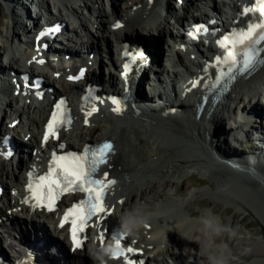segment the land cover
<instances>
[{"label": "bare ground", "instance_id": "1", "mask_svg": "<svg viewBox=\"0 0 264 264\" xmlns=\"http://www.w3.org/2000/svg\"><path fill=\"white\" fill-rule=\"evenodd\" d=\"M40 1L43 5H45L46 1H50L56 6L54 8L56 16L50 17L52 20L66 22L68 14L75 15L79 19V27L85 33V37H87V41L86 38L80 40L82 42L81 46L87 53L93 52L97 54L100 51L99 45L104 46L103 55L105 57H102V59L105 58L106 62L100 61L98 68L95 69L94 67L91 74L88 71V80L95 79L94 72L97 69H103L104 66L105 76L110 86L114 88L118 84L120 66L117 65L116 57L119 51L115 46H111L110 43L106 45L107 39L110 37L119 42H125L129 38L139 39L140 41H144V38H147L152 39L156 43L159 39L163 38V47L166 46V49L162 47L163 55L159 56L158 71L160 74L167 75L165 84L169 80L171 86L174 85L176 88L178 85L180 87L184 82H177L176 80L178 76L182 77L181 75H191V80L196 79V76L190 74L185 67L189 69L194 66L197 67L200 64L192 60L179 48L175 49L179 50L181 54H176L173 47L167 44L168 41H171L169 39H184L178 32L177 27L180 26L179 22L182 23L186 19V15L183 19H176L177 27H173L170 24L173 19L175 20L173 16H176V14L173 12L174 7L171 6L169 0H167L166 13L168 17L166 20L158 15L156 10V6L160 0H108L112 7L111 16H108L107 12L103 9L107 3L106 0ZM7 4L10 7L13 5L11 3ZM16 5L18 6L19 4L17 3ZM182 5H184L183 10L187 8L184 3ZM174 10L178 11L175 8ZM186 10L189 11V7ZM123 11L134 12V16L132 18H125ZM194 11L198 12L200 17L202 16V13L200 14L198 9H194ZM184 12L186 11L184 10ZM0 14L3 16L1 9ZM88 17L95 18L92 25L93 32L88 30ZM147 19L156 21V25L147 24L145 22ZM115 20L124 21L125 25L122 30L117 32L111 30L112 23ZM66 26L70 27L69 25ZM10 27L12 28L10 32L0 31V34L6 37L2 45H7L6 49L3 47L1 50L3 57L0 55V61L4 63V67L8 68L7 70H13L14 68L22 69L27 73L45 79L46 84L50 86L58 84L59 87L60 85L63 87L65 92L77 91L80 84L77 86L74 81L70 82L68 81L69 78H66L69 71L75 70L74 66L68 69H65L62 65L53 67L51 68L52 73L49 74L48 71L37 66L36 62L39 59L38 52H21L9 43L8 36H12L13 40L19 38V30L22 27L21 23L16 19L15 13L11 14ZM25 32L31 33L28 29ZM18 44L20 48H23V41L21 39H18ZM153 46L156 48L155 43H153ZM159 49L156 48V53L159 52ZM207 50L209 52L213 51V46L208 44ZM68 53L73 55V52L69 51ZM164 54L168 56L165 57ZM201 57L204 58L198 55V58L201 59ZM172 58L181 63L184 71L181 72L179 70L178 65H175V62L171 61ZM104 64H108V67H105L106 65ZM3 82L0 80V94L2 95L0 98V119H3L5 116V110L12 113L13 118L8 119L6 115L5 119L7 122L4 124L0 122V132L3 135L11 132L14 136L21 137L31 131V148H34L36 153H39L41 148L50 150L57 140L68 147L82 146L89 141L90 143H99L107 139L114 142L115 155L111 157L110 162L100 171V175L103 176V173L107 172L108 177H115L118 180L117 185L111 191L105 203L112 214L100 226L93 227L87 232V235L90 236L91 231L93 232L96 229L94 232L96 233L97 244L98 231H103L105 227L111 229L115 224L121 225V217L128 210L134 206L143 205L146 214L150 217V221L141 230L138 237L129 235L128 237L130 241H136V245L144 249L148 261L160 257H169L175 261V264H207V260L200 255L199 245L192 240L183 239L177 232V229L184 231L191 230L195 227V223L188 224V222H195L201 216L196 218V214L188 211L187 217L184 218L183 215L181 217L182 204L179 203V189L177 188H183L182 190L186 192L188 189L200 184V182H196L190 178L188 179V183L186 181L187 184L182 182L183 175L191 170L199 173L208 172L213 179L212 183L208 185V190L226 195L228 202L240 210H245L246 207L240 202L235 201V195L232 194L231 190L239 186V184L246 182L250 176L245 173L233 176L231 174L233 170L221 168L219 164L233 168H235V164L248 165L259 176L264 178V127L259 125L256 118L253 119L254 123H247L242 118L243 116H241V112L245 111V108H252L253 105L256 106L258 102H261L259 100H264V63L257 73L252 74L245 81L241 80L235 86L236 91L238 90V92L235 91L237 97L240 98L241 95H244L248 99L246 100L248 102L244 101L243 104L239 99L233 100L231 109L224 106L221 109V113H219L220 107H210L198 120L193 110L194 105L191 104L193 97L189 96L188 90L185 92L186 98L184 100L176 98L177 95H175V104H172L169 101V98H171L169 94H172L173 90L168 88L170 93L167 94L166 91L163 93L166 103L156 109L154 106L145 110L137 108L138 113L132 110L129 114L126 111V113L119 111L109 114L106 112V107L101 104H95L94 107H97L98 110L90 116L82 115L77 109L74 114L75 122L71 129L64 130V132L58 134V139H55L53 142L49 139L47 143L43 142L42 135L43 119L48 109V105L45 104V97L42 102L37 103L34 100L14 97ZM101 82L103 85V79ZM19 87L21 89L20 85ZM146 94L143 90L142 96L145 99ZM260 96L261 98L258 99ZM160 100H163V98ZM177 108L181 109V114L180 112H176ZM172 109H175V112L171 113ZM233 109L235 113L231 111ZM252 109L259 115V108L254 107ZM92 110V108L88 107L86 113L92 112ZM209 112H211L210 115L206 117V114ZM226 114H228L226 118L228 128L221 127L222 123L220 122L223 121L221 119ZM17 120L18 122L20 121L18 126L12 129L11 123ZM131 121H135V123L132 124ZM105 123H108L110 129L104 126L106 125ZM24 124L28 125V129L30 128L28 131L22 130L26 127ZM34 130L37 133H34ZM241 132H244L245 135H239ZM244 140L249 144L241 145L240 148H237L236 146L243 143ZM225 141L229 142L233 147L225 145ZM212 150L217 152L215 156L214 153L212 154ZM27 157L28 162L36 160L30 154ZM156 161H160V164L154 165L157 163ZM25 163H18L16 172L9 173L7 166L10 163L5 165L4 162L0 161V175L13 181V185L9 189L11 197L7 198V196H4L3 199L7 203L6 208L11 212L10 219L12 224L14 223L19 227L21 223H27V225L36 229V235H32L34 238L39 239L37 240L38 242L44 240L39 233H44L48 239L58 240V246L65 249L68 253L69 246L67 245L66 232L65 230H58L56 228V223L53 221L56 216L31 212L28 207L23 205L24 194L22 186L24 180L23 171L26 169ZM153 166L155 167L153 168ZM144 169L148 171L142 173ZM151 172L153 174H160L161 176L158 175L154 177L155 179L151 178L149 184L143 187L142 179H146ZM140 175H142V179ZM255 182L260 184L261 180ZM204 205V202L199 203L200 210ZM166 206L173 208V211L176 209L177 214L180 215L179 217L175 216L178 219L162 217ZM208 212L212 213V211ZM1 216L3 215L0 211V220L3 221ZM5 220H7V216ZM185 225H188V227L185 228ZM0 229H6L5 225L3 224ZM12 231H16L14 226L12 227ZM4 235H6L5 232ZM21 235L24 236V233H21ZM0 238H2L1 232ZM51 241L53 242V240ZM43 248L44 250L49 249L47 243L44 244ZM94 251L95 247L92 248L90 245H86L83 251L73 255L68 253V256L73 264H92L90 259L96 256ZM261 254V246L258 245L254 251V255L260 260ZM81 259L84 261H81ZM180 259H183L184 262L179 261ZM155 262H158L157 259H155ZM112 264L119 263L114 262Z\"/></svg>", "mask_w": 264, "mask_h": 264}, {"label": "snow or ice", "instance_id": "2", "mask_svg": "<svg viewBox=\"0 0 264 264\" xmlns=\"http://www.w3.org/2000/svg\"><path fill=\"white\" fill-rule=\"evenodd\" d=\"M253 14L249 22L244 26L233 29L225 34L216 43L224 51L216 57L217 65H226L228 72H232L238 65H242L244 70L252 67L254 61L264 51V48L257 47L264 42V0H253L252 6L242 9L241 15ZM116 28L121 27L119 23ZM191 35V34H190ZM195 38V37H193ZM43 63V61H39ZM128 69V65H125ZM223 75V73L221 74ZM71 78V77H70ZM117 105L114 111L119 112V101L113 100ZM63 109V101L56 106V111L51 115V119L46 125L43 142L47 143L50 138L58 139V130L65 124H70ZM92 111H96L93 108ZM92 112L86 115L90 116ZM87 122V121H86ZM63 149L64 145L58 146ZM114 153V147L110 142H103L100 145H86L81 153L68 152L57 155L54 150L45 174L39 175L35 170L28 172L27 191L30 193L25 203L33 202V206L46 208L48 211H55L57 201L69 193H83L84 198L74 203L68 208L60 223V227L70 224L71 238L75 248L82 246L79 238L81 233H85L89 227H97L112 214L105 204L107 193L116 181L108 179L107 172L103 176L99 175L101 167L108 163L109 154ZM96 217L94 224L90 222ZM107 228L98 235V239L103 242ZM86 238V237H85ZM110 238L115 242L116 251L112 253L113 259H121L122 264H143L126 255L137 253V249L123 243L125 234L117 227Z\"/></svg>", "mask_w": 264, "mask_h": 264}, {"label": "rangeland", "instance_id": "3", "mask_svg": "<svg viewBox=\"0 0 264 264\" xmlns=\"http://www.w3.org/2000/svg\"><path fill=\"white\" fill-rule=\"evenodd\" d=\"M2 1L3 0H0V9L3 11V16H1L0 14V29L7 33L11 28L10 27L11 16L7 11L6 6L2 4ZM16 1L17 0L14 1L6 0V2L12 4H16L17 3ZM21 24L23 30L28 29L29 28L28 25H30L29 22L26 21H22ZM155 44L157 45L156 42ZM163 44L164 43L162 42V46H164ZM111 46L113 45L111 44ZM3 47L6 49L7 45L6 44H4V46L0 45L1 50ZM6 115L8 117L7 111L3 119L2 118L0 119V122L2 124L6 122L5 119ZM131 123L134 124L135 121H131ZM105 124L106 125L104 126L110 129L108 123ZM221 127L226 128V119L223 120ZM169 134L171 133L169 132ZM162 137L165 138L164 136ZM226 144L227 146L229 145L230 147H233V145L225 141V145ZM245 144H249V143L244 140L243 143L239 144L238 146L236 145L235 146L237 148H240L241 145H245ZM212 152L215 154L217 153L213 150ZM156 162H155L156 164L154 165L160 164V161H156ZM220 165L221 164H219V166ZM235 165L239 167L238 169H236L239 171H241V168L252 169L248 165H244V164H235ZM154 167L155 166H153V168ZM147 171L148 170L144 169L142 173H146ZM152 175L154 176L152 177ZM158 175L161 176L160 174H153V172H151L146 177V179L141 177L142 175H140V178L141 179L143 178L142 186L145 187L146 184L148 185L151 178L155 179L154 177ZM189 178L194 179L196 182H200V184L195 185L194 187L188 189L186 192L182 190L183 188L182 189L177 188L179 189V193H178L179 203L182 204V205L180 204L182 207L181 217L182 215L184 218L187 217L188 211L196 214V218H198L203 213L212 211L214 215L221 218L224 224L231 225L232 227L236 228L238 231V235L235 238H230L227 235L222 238L223 243H225L228 249L230 250L227 253V259L225 261V264H264V223H263L264 222V188L260 187L261 185L255 182L254 180V183L243 182L242 184H239V186H236V188L232 189L231 191L232 194L235 195V201L240 202L246 207L245 210H240L239 208L231 205V203L228 202L226 195L221 193L210 192L208 190L209 189L208 185L213 181L212 177L208 172L199 173L196 172L195 170H191L183 175L181 181L185 183L187 181L188 183ZM200 202L205 203V205L201 207V210L199 208ZM172 211L173 208L166 206L165 213L164 215H162V217H165L167 219H178L175 216L179 217L180 215L177 214L176 209L173 212ZM217 243H220V241H217ZM258 245L261 246V250H262L260 260H258L257 256L254 255V251L256 250V247H258Z\"/></svg>", "mask_w": 264, "mask_h": 264}, {"label": "clouds", "instance_id": "4", "mask_svg": "<svg viewBox=\"0 0 264 264\" xmlns=\"http://www.w3.org/2000/svg\"><path fill=\"white\" fill-rule=\"evenodd\" d=\"M149 221L150 217L146 214L144 206L137 205L121 217L120 223L125 235L138 237ZM192 223H195V227L189 231L177 229L180 236L199 245L200 255L207 260V264H225L227 253L230 250L223 243L222 238L226 235L235 238L238 235L237 229L224 224L220 217L211 212L201 215L195 222H188V224ZM184 227L187 228L188 225Z\"/></svg>", "mask_w": 264, "mask_h": 264}, {"label": "water", "instance_id": "5", "mask_svg": "<svg viewBox=\"0 0 264 264\" xmlns=\"http://www.w3.org/2000/svg\"><path fill=\"white\" fill-rule=\"evenodd\" d=\"M222 168V167H221ZM224 168V167H223ZM225 169H230V168H225ZM230 170H232V169H230ZM230 172V171H229ZM243 173H245V174H249V176H250V178L249 179H247V183H254V180L255 181H257V180H261V182H259L260 183V187H262V188H264V178L263 177H261V176H259L257 173H256V171L254 170V169H248V168H241V171H239V170H233L232 172H231V174L234 176H236V175H238V174H243ZM257 175H258V177H257ZM238 182V181H237ZM243 182V181H242ZM258 191H259V189H258Z\"/></svg>", "mask_w": 264, "mask_h": 264}]
</instances>
